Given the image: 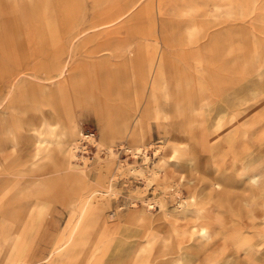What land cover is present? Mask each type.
I'll return each mask as SVG.
<instances>
[{
    "label": "bare ground",
    "instance_id": "6f19581e",
    "mask_svg": "<svg viewBox=\"0 0 264 264\" xmlns=\"http://www.w3.org/2000/svg\"><path fill=\"white\" fill-rule=\"evenodd\" d=\"M78 1L0 0V39L4 37L6 41L8 40L9 47L12 48V54L1 60L5 66V71L3 70L5 75L11 80L9 90H13L20 82L24 89L39 91L47 97L48 104L55 105L49 118H42L39 125L32 129L33 146L30 153L37 161L43 163L57 156L62 157L63 166L47 173L62 170L67 176L69 175L65 180L68 184L66 191L62 188L48 200L42 197L25 200L22 193L36 185L43 187V182L25 180L28 175H33L29 170L18 167L16 163L0 160V256L2 257L0 264L41 262L78 264L84 254L86 261L83 264H103V255L112 244L114 234L121 231L126 223L143 228L139 234V242L133 246L127 259L116 260L113 264H184L185 259L196 258L199 255L210 260L231 254L237 257L244 256L252 264H264V227L258 228L260 217L256 209L257 205H261L260 211L264 216V163L254 160L250 145L256 122L264 119V112H235L239 108L233 112H187L185 104L193 101V88H190L193 81L198 82L197 89L207 88L208 77L216 83L220 82L217 79L218 66L213 65L220 45L218 41L220 38L217 35L226 33L230 46L238 47L241 44L239 38L242 33L241 28L244 27L243 21L253 13L255 1L189 0L182 9V13H194L198 16L197 21L201 25L199 31L202 32L203 37L192 40L188 44L191 47L182 51V62L186 66L178 65L173 61L165 65L164 58L157 57L159 84L164 96L174 100L176 112H169L172 125L188 132L197 141L199 139L200 149L209 152L210 162L206 159L204 165L199 166L197 147L190 143L186 145L172 143L170 150L160 155L159 167L165 170V177L161 182L165 192L177 193L179 185L185 181L192 187L190 193L180 201L179 208L171 212L165 207L164 201L160 200V209L155 215L133 211L126 218V222L112 223L107 220L105 211L109 206L108 193L97 187L91 188L89 182H87L89 191L84 192V188L87 187L85 180L92 166L88 158L79 157L76 152L83 130L69 113L72 105L67 97L76 89L79 75L77 72L71 74L67 70L77 52H88L85 61L97 68L104 88L102 91L86 88L85 93L96 99L100 95L106 96V90L110 87L115 99L121 102L109 107L113 112H141L142 105L135 107L129 103L127 108L125 105L128 104V97L116 82L115 85L113 84V69L135 61L133 42L128 36H122L121 31L122 28H131L130 16L140 1L133 0L106 14L101 13L98 20L92 21L88 26L82 25L84 22L82 19L75 24L70 23L68 27L63 16L62 4ZM51 3L55 4L51 17L56 19L61 33L53 32L51 24L47 21L43 22L45 18H41L39 14L43 4ZM212 9L216 11L211 13ZM73 13L74 9L72 12L69 9L68 16ZM212 15H219L220 20H212L210 17ZM32 29H36L38 35L46 36V40L44 38L41 40L43 43L58 45L61 53L69 55L66 62L62 61L60 55L55 58V63L47 56L45 70L54 68L55 72L49 71L46 73V78H41L35 71L25 69V60L21 59L19 53L25 44V38H31ZM95 39L101 42H94L98 46L90 48L93 44L89 43ZM83 43L87 44L81 48ZM252 47L254 52L252 59L245 62L237 61V56L233 55L231 66L237 71L249 63L248 65L254 68L255 74L262 79L264 69L259 70V65L264 63L262 53L264 50H260L255 42ZM102 50H109L110 54L99 59L95 52ZM233 51L234 48L231 47L230 52ZM32 52L37 54L41 51L33 48ZM111 65L114 67L110 69ZM205 65H213L216 68L210 69ZM173 79L176 80L177 94L171 86ZM41 80L48 82L43 83ZM213 89L215 91H212V96L218 98L222 92L219 85L215 84ZM137 98L135 95L133 100L135 105ZM154 99L151 88L144 111ZM201 100L197 101L196 106H189L194 110H200L204 103ZM242 100L239 98L240 102ZM95 108L96 112H105L104 102L100 101ZM155 108V111L159 112L158 106ZM141 114L139 119L135 118L131 124L127 121V117L121 119L117 128H114V135H124L142 141L146 132ZM97 117L103 125L104 114L97 113ZM58 122L62 129L60 139L49 134ZM11 124L7 119L1 130L12 132ZM199 126L202 128V134L197 138L195 132ZM205 134L210 141L215 139L219 143H226L227 149L220 147V144L208 148L205 144ZM109 136L108 130L103 128L100 139H94L98 148L97 153L102 150L113 153L112 149H106ZM258 138L264 139V133ZM196 140L194 141L197 142ZM135 149L139 151V147ZM77 158L83 164H78ZM101 166L100 160L97 164L99 180L102 178ZM187 166L190 167L191 172L195 170L199 174L192 172L194 176L186 178L183 171ZM172 174H177L181 181L178 188H172L173 185L166 181ZM197 177L202 183L200 187L195 188L197 183L191 184L190 181ZM101 183L105 185L104 182ZM106 186V191H112V184ZM69 189L70 191L67 192ZM55 199L71 207L72 210H77V219L67 234L53 237L42 250L39 249L41 255L36 258L34 251L38 252V246L34 238L38 235V231L34 230L43 226L42 220L45 216L51 215ZM146 202L148 206H154L152 201ZM238 202L249 206L245 208L244 215H241L242 208L237 205ZM228 212L230 218L227 216ZM115 214L116 211L110 216ZM180 219H186L192 224L182 226L179 223ZM44 250L47 253L44 254Z\"/></svg>",
    "mask_w": 264,
    "mask_h": 264
},
{
    "label": "rangeland",
    "instance_id": "374dc122",
    "mask_svg": "<svg viewBox=\"0 0 264 264\" xmlns=\"http://www.w3.org/2000/svg\"><path fill=\"white\" fill-rule=\"evenodd\" d=\"M133 0H79L77 3L65 2L62 4L63 16H65V23L69 27L70 23H77L83 19V26H88L92 21L96 22L101 13H108L117 7L124 6ZM140 4L135 8L131 14L130 27L122 28V36H128L134 47L135 61L132 64L121 66V68L113 69L114 82L118 87L122 88L128 97L129 103L133 106L142 105L141 112H113L109 107L121 104L115 99L113 90L108 87L106 96L94 99L85 93V89L89 88L93 91L103 90L100 77L97 73V68L93 67L92 63H86L88 52L80 51L74 55V60L68 68V72L78 73V83L76 89L70 93L69 102L72 105V110L69 112L78 123L81 130L89 129L96 132V139H100L102 129L108 130L110 133L107 140V148L112 149L113 153L109 151H99L94 155L93 159H88L92 166L90 173L87 175L84 192L88 193V184L90 186L102 189L107 194L109 206L105 209L107 220L109 222L122 221L126 222V218L130 212L149 213L155 215L160 209V200L164 201L165 207L171 211H176L179 207L180 201L187 196L191 191V186L188 182L181 183L177 174L169 175L166 181L172 184V188H178L177 193L174 194L165 192L162 188L161 182L165 177V170L160 168V155L170 150L172 143L180 145L192 144L197 147V156L199 158L198 165H204L206 159L210 162L209 152L200 149L201 142L192 138L191 135L184 131L177 129L172 125V119L169 117V112H176L174 109V100L167 99L161 90L159 84L160 74L157 67L156 59L161 56L166 65L168 62H175L181 66H186L182 62V51L190 48L188 45L192 40L201 38L202 32L199 31L200 26L197 21L198 16L194 13H182V9L189 0H139ZM151 1V2H148ZM254 11L243 21L244 27L241 28L240 41L238 47L230 46L229 37L226 33H219L220 38L219 48L215 57L213 65L218 66L217 79L219 83L207 78V88L197 89L198 82L193 81L190 88H193V101L185 103L187 112H264V73L262 79L255 74L249 63L245 67H241L235 71L232 68L233 55L237 56V61L252 59L254 56L253 43L255 42L260 50H264V0H254ZM142 2V3H141ZM55 9V4H43L40 9V16L43 22L47 21L51 24L53 32L61 33L59 25L51 13ZM74 9V13L68 16V11ZM216 10H211L213 13ZM49 17V18H48ZM213 19L220 20L219 15L210 16ZM95 18V19H94ZM67 27V28H68ZM90 33V32H89ZM31 38H25L21 51V59L25 60L24 67L30 71H35L41 78H46V73L55 72L54 68L45 70V60L56 62L55 58L60 57L62 61L66 62L69 58L67 53H61L58 45H49L43 43L41 40H46V36H40L36 29L31 30ZM97 39V38H96ZM91 41L93 44L90 48L98 46L94 42H101L98 40ZM204 39V38H203ZM202 39V40H203ZM87 44V43H86ZM86 44H82L85 47ZM8 40L4 37L0 39V160H7L10 163H16L18 167L30 171L33 175H28L25 180H37L43 182V187L39 185L30 187L28 191L22 193L25 200H31L33 197H42L48 200L55 192L64 188L68 189L66 185V172L59 171L47 173L63 166L62 157L47 161L45 163L39 162L31 155L30 149L33 146L31 138L32 129L38 126L42 118H49L50 112L54 111V104L47 103V97L39 91L27 90L22 87L19 82L13 90H9L10 78L5 75V66L2 64V58H7L12 54V48L9 47ZM231 47L234 51L231 53ZM33 48L39 49L41 52L33 54ZM32 49V50H31ZM45 49V50H44ZM264 54V51H262ZM109 50H102L95 52L99 59H103L109 55ZM263 55H261L262 57ZM16 59V57H15ZM264 61V60H263ZM262 61V62H263ZM249 62V61H248ZM43 64V66H42ZM3 65V66H2ZM213 65H205L210 69L216 68ZM114 67L111 65L110 69ZM188 69V68H186ZM264 69V63L259 65V70ZM4 70V71H3ZM157 70V71H156ZM250 70V71H249ZM264 72V71H263ZM5 76V77H3ZM152 77V79H151ZM43 83L48 80H41ZM173 79L171 86L174 91L177 85ZM216 85H219L222 92L219 97L212 96V91ZM75 85V83H74ZM27 88V87H26ZM46 88V87H45ZM152 88L155 99L144 111L143 108L147 103L149 91ZM76 90V91H75ZM78 90V92H77ZM177 94V91H175ZM137 95V105H135L134 96ZM213 97V99L211 98ZM240 99H243L241 102ZM201 100L203 103L201 109L194 110L189 105H197V101ZM212 99V100H210ZM100 101L104 102L105 112H96L97 105ZM67 103V101H66ZM147 106V105H146ZM145 106V107H146ZM155 106H158L159 112H156ZM53 107V110H52ZM52 110V111H51ZM62 112V111H60ZM97 113H103L105 122L100 123ZM142 113V114H141ZM139 114L142 117L143 128L145 129V137L142 141L131 139L130 137L115 136L114 128L120 123V120L127 117V121L131 122L136 118L139 119ZM9 119L11 122L12 132L2 131V125ZM254 134L250 140L251 149L254 154L256 162L264 163V139H259L258 136L264 133V119L256 122ZM62 129L60 122L56 123L54 130L49 132L53 134L56 139L62 136ZM196 137L200 138L202 128L199 126L196 129ZM205 144L211 149V145L227 149V144L218 142L215 139L211 141L205 134ZM196 140L197 142H195ZM139 147V151L135 148ZM100 154V155H99ZM101 160L102 173L100 180L97 173V164ZM37 161V162H35ZM35 162V164H34ZM78 164H83L81 160L76 159ZM209 165V164H208ZM156 171H158L156 173ZM197 174L195 170L192 171ZM189 166L184 167L183 174L186 178H191L193 173ZM69 176V175H68ZM67 176V178H68ZM101 182H104L103 185ZM196 182L195 188L200 187L201 181L194 178L190 181L191 184ZM112 184V191L107 190V184ZM70 189L67 191L69 192ZM145 200V201H144ZM152 201L154 206H148L146 201ZM52 205V213L45 216L42 220V225L39 226L35 232L38 246L34 251V257L41 255V252L47 242L51 241L53 237L63 236L70 231L71 226L77 219L78 211L72 210L59 200H54ZM237 205L242 208L241 215L246 212L248 205L238 202ZM262 206L257 205L259 214L258 228L264 227L263 212L260 211ZM114 211L116 214L110 216ZM230 218L229 212L227 213ZM180 225L186 226L192 223L186 219H180ZM142 227L132 224H127L121 231L114 234V239L108 250L103 255V264H113L116 260L127 259L131 254L133 246L139 242V234ZM47 253L46 250L43 252ZM86 254L81 256L78 264H83ZM0 256V262H1ZM37 263V262H36ZM252 264L249 263L244 256L222 255L217 258L205 259L203 255L196 258H189L184 260V264ZM39 264H45L41 262Z\"/></svg>",
    "mask_w": 264,
    "mask_h": 264
},
{
    "label": "built area",
    "instance_id": "2783aa9c",
    "mask_svg": "<svg viewBox=\"0 0 264 264\" xmlns=\"http://www.w3.org/2000/svg\"><path fill=\"white\" fill-rule=\"evenodd\" d=\"M97 137L96 132L85 129L81 134V138L77 144L76 152L79 157H85L88 159H93L97 152V146L94 139Z\"/></svg>",
    "mask_w": 264,
    "mask_h": 264
}]
</instances>
